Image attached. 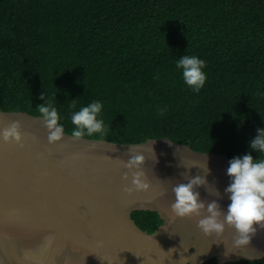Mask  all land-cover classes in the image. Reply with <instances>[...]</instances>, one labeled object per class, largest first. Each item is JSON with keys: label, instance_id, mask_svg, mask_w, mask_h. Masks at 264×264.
Wrapping results in <instances>:
<instances>
[{"label": "trees", "instance_id": "obj_1", "mask_svg": "<svg viewBox=\"0 0 264 264\" xmlns=\"http://www.w3.org/2000/svg\"><path fill=\"white\" fill-rule=\"evenodd\" d=\"M183 55L206 63L199 93L176 68ZM42 94L69 134L71 114L99 100L104 134L84 137L247 154L264 128V0H0V108L39 115ZM132 217L150 233L163 224Z\"/></svg>", "mask_w": 264, "mask_h": 264}, {"label": "water", "instance_id": "obj_2", "mask_svg": "<svg viewBox=\"0 0 264 264\" xmlns=\"http://www.w3.org/2000/svg\"><path fill=\"white\" fill-rule=\"evenodd\" d=\"M15 121L21 142L0 137V264H202L215 257L225 264L264 258L259 224L249 244L239 247L227 224L220 235L197 227L213 201L227 210L232 157L169 137L118 143L74 139L64 131L60 141L49 143L39 115L0 108V132ZM136 154L145 157L141 167L127 168ZM136 171L144 173L149 190L128 194ZM195 177L204 180L194 191L205 207L199 216L169 222L173 187ZM142 210L158 212L163 224L152 233L142 229L132 217Z\"/></svg>", "mask_w": 264, "mask_h": 264}, {"label": "clouds", "instance_id": "obj_3", "mask_svg": "<svg viewBox=\"0 0 264 264\" xmlns=\"http://www.w3.org/2000/svg\"><path fill=\"white\" fill-rule=\"evenodd\" d=\"M206 67L204 60L195 55H183L176 61V68L181 70L184 83L194 92L199 93L204 87L207 74L203 69ZM44 103L37 106L39 118L44 122L48 130V142L60 141L64 133V127L59 123L60 117L57 108L50 98L41 95ZM73 100V107H75ZM103 104L101 101H93L79 108L71 114V123L75 126L72 137L79 139L86 135H103L105 125L100 119ZM161 113L163 109L160 110ZM256 135L249 142L250 151L247 154L233 157L229 161L226 174L229 184L225 193L230 200L226 211H222L216 201L207 205L208 215L199 219L197 227L205 235H220L225 230V224L235 229L237 236L234 245H248L252 234L256 232L254 225L264 227V158H254L252 152L264 154V128L258 127ZM4 142L15 140L21 142L22 134L20 123L13 122L0 132ZM142 154L131 155L126 167L139 169L144 162ZM127 180V175L124 177ZM204 183L201 177H195L188 183H180L173 187L174 202L171 205L172 216L169 222L179 217L199 216L200 210L205 207L199 199V193L194 191V186ZM132 187L126 188L128 194L133 191H148L150 185L144 179L142 171L133 172ZM223 215V220L219 217ZM227 254V253H225Z\"/></svg>", "mask_w": 264, "mask_h": 264}]
</instances>
